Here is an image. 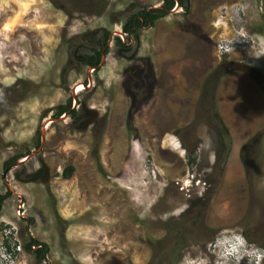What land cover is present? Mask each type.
<instances>
[{"label": "rangeland", "instance_id": "obj_1", "mask_svg": "<svg viewBox=\"0 0 264 264\" xmlns=\"http://www.w3.org/2000/svg\"><path fill=\"white\" fill-rule=\"evenodd\" d=\"M213 3L191 0L139 29L128 59L114 43L121 24L162 0H0V241L20 246L13 264H217L221 231L264 247V42L250 59L215 53ZM251 13L246 28L263 26L259 3ZM95 29L111 41L92 71L72 50ZM147 79L176 88L155 122ZM73 98L98 113L84 128L55 116H78ZM182 100L193 108L176 115ZM40 160L47 182L28 177ZM188 171L207 181L190 197L173 182ZM29 237L46 245L44 260L24 249Z\"/></svg>", "mask_w": 264, "mask_h": 264}, {"label": "built area", "instance_id": "obj_2", "mask_svg": "<svg viewBox=\"0 0 264 264\" xmlns=\"http://www.w3.org/2000/svg\"><path fill=\"white\" fill-rule=\"evenodd\" d=\"M245 22L246 14L241 4H233L220 10L214 20V28L219 31L215 37V53L218 55L236 54V56L240 54L239 56L242 57H245L243 55L246 53L248 59L250 55L255 54L257 41L248 32ZM240 61L245 63L242 59ZM173 182L176 188L187 197L194 192L204 190L207 185V181L199 173L192 171L175 178ZM5 235L6 237L0 241V264H13L20 251V246L14 240L9 241L10 237ZM6 239L9 247L5 245Z\"/></svg>", "mask_w": 264, "mask_h": 264}, {"label": "flooded vegetation", "instance_id": "obj_3", "mask_svg": "<svg viewBox=\"0 0 264 264\" xmlns=\"http://www.w3.org/2000/svg\"><path fill=\"white\" fill-rule=\"evenodd\" d=\"M190 1L191 0H185L187 5L190 4ZM163 2H164V0H162V3ZM237 3L241 4L243 6V8H244V11H245V14H246V22H245V26H246V24L251 22V20H250V15L252 14L251 11L253 10L254 6L258 5V3L260 4V0H215V3L209 4V6L210 5L213 6V5L217 4V7H221V9H222L224 7L226 8L228 6H231V5L237 4ZM178 7H182V6H180L176 2L173 5V7L171 8V11L176 9V8H178ZM188 9L189 8H187V11H188ZM260 11H261V7H260ZM251 16L254 17L255 14L251 15ZM261 16H262V19L264 21L262 12H261ZM215 18L212 19V27L213 28H214V20H215ZM252 23H253L252 26H250V27H252V30L249 27L250 30L247 29L248 32L250 34H252L255 39H260L261 42L262 41L264 42V24H263V26H260L259 24H256L255 22H252ZM102 31L103 32H101V30H97V29L90 30L89 32H85L81 36V39H82L81 43H78L72 50L73 51L72 52L73 57L78 60L76 62L77 64H82V65L86 66L88 69H91L92 71L96 70L97 68H99V66H101L103 64L101 62V58H103V56L106 54V53H103V50H105L106 52L108 51L107 50L108 49L107 46L109 45V42L111 41V38H110V35H109V33L107 31H105L104 29ZM135 35H125V39H124V37L120 36V38L122 40V45L117 44L115 42V39H114L115 45H117L118 48H119L118 49L119 56H122L123 58L131 59V58H129V56L131 55V52L133 51L132 50L133 48L131 49V47H129L127 44H125V40L129 39V38H131V37H133ZM86 37H88V38L86 39ZM79 50H84V52L79 53L78 52ZM94 50H100V51H102V54H101L99 60L96 58V60H95L96 64L95 65L89 66L87 64V61H88L89 56L94 53ZM129 70H130V72H132L133 67H130ZM147 80H149V79H147ZM152 87H153V85L151 84V80H149V84L145 85V88H146L145 92L147 93L149 91V89L152 88ZM74 92H76L75 89H74ZM148 97H149V95L145 94V96L142 97V100H145V98H148ZM73 99H74L75 106H77V107L79 106V110L81 111V113L78 116H76L75 110L68 107V109H65V111H63L62 114H64L65 116L67 114H70L71 119H73V122H77V121H80V119H82L80 122H78V126L80 128L81 127L84 128L85 126H87L88 123H90L91 121H93V120H95L97 118L98 113L96 112V110L87 107L85 103H81V102L79 103V102L75 101V98H73ZM69 103H70V100H69ZM60 108H62V107H60ZM69 111H70V113H68ZM41 161L42 160H40L41 168L39 170H37L36 173H37V175L40 178H43L46 175H48V171L43 168V166H42L43 162H41ZM205 238L207 240H212V237L210 236V234H208Z\"/></svg>", "mask_w": 264, "mask_h": 264}, {"label": "trees", "instance_id": "obj_4", "mask_svg": "<svg viewBox=\"0 0 264 264\" xmlns=\"http://www.w3.org/2000/svg\"><path fill=\"white\" fill-rule=\"evenodd\" d=\"M178 3L182 6L185 10H187V4L185 0H164V2L158 7H141L138 11L131 13L126 20L121 24V32L125 35H135L137 34L138 30L141 28H148L152 27L155 24V21L159 18L165 17L167 14L171 12V8L175 3ZM115 42L119 45H122V40L120 36L115 37ZM103 53H106L103 50ZM102 51L94 50V53L91 54L88 58L87 64L89 66H93L96 64V58L99 60ZM66 108H60L55 113V116H59L65 111ZM22 154L16 155L7 161L4 162V167H7L11 163L15 162L18 158L22 157ZM189 164H193L195 162L194 157H189L188 159ZM72 171V167H68L64 170V176H68ZM6 195V194H5ZM5 195L0 194V205L5 197ZM10 237V236H9ZM5 245L9 247L7 243V239L5 240ZM24 249L26 251H33L35 258L37 261H42L46 257V245L39 242L33 237H29V240L24 244Z\"/></svg>", "mask_w": 264, "mask_h": 264}, {"label": "clouds", "instance_id": "obj_5", "mask_svg": "<svg viewBox=\"0 0 264 264\" xmlns=\"http://www.w3.org/2000/svg\"><path fill=\"white\" fill-rule=\"evenodd\" d=\"M212 246L216 250L217 264H240L245 257H247V264H261L264 260V247L251 246L243 234L237 231H221L217 234ZM182 264H207V261L206 259L192 260L186 256Z\"/></svg>", "mask_w": 264, "mask_h": 264}, {"label": "crops", "instance_id": "obj_6", "mask_svg": "<svg viewBox=\"0 0 264 264\" xmlns=\"http://www.w3.org/2000/svg\"><path fill=\"white\" fill-rule=\"evenodd\" d=\"M214 37H216V35ZM171 86H172L171 83L163 82V83H161L159 85L156 84L155 86H153L151 88L152 93L149 95L148 99L149 100L150 99H153L155 102H152V104H154V103L155 104L151 108H150V105H147L146 106V109L147 110L148 109H151L150 111L148 110V112H147L148 114L147 115L151 116L153 122L156 121V118H153L154 116L155 117H161L162 111L160 109V106H161L162 101L164 102L167 98H169V96L171 95L170 93L171 92L173 93L174 89L176 90V88H174V89H172L170 91ZM187 86L189 87L190 85H187ZM172 87H174V85ZM177 90H178V88H177ZM188 90L190 91L192 89L189 88ZM191 92H189V93H191ZM172 97H175L174 99H178V95H176V94H173ZM174 102L177 103V101H174ZM192 103L193 102H191V101H188V103H185L182 100L179 104H177V105L174 104L175 105L174 107H177V109H178L175 114L176 115H179V114L181 115V113H183V111L187 107L193 108ZM253 108H256V107H253ZM166 114H168V112ZM256 114H258V116H263V114L262 115H259V113H256V111H253L251 115H254V117L258 119V116L256 117ZM187 115L190 116V118L193 116V114L191 112L189 114H187ZM185 120H187V119H185ZM244 120H246V119L245 118H242V122H244ZM246 121H248V120H246ZM248 124H250V122ZM245 127H246V125H245ZM170 138H174V137H172V135H170ZM174 149H177V148L175 147ZM176 151L179 153L178 150H176ZM165 170H166V168H165Z\"/></svg>", "mask_w": 264, "mask_h": 264}, {"label": "water", "instance_id": "obj_7", "mask_svg": "<svg viewBox=\"0 0 264 264\" xmlns=\"http://www.w3.org/2000/svg\"><path fill=\"white\" fill-rule=\"evenodd\" d=\"M260 7H261V12H262V15H263V18H264V0H260ZM137 49H138V47H137ZM137 49H135V50L133 51V53L129 56V58H132V57L134 56V54L136 53ZM241 66H242V67H246L243 63H241ZM42 166H43V168H44L45 170L48 171V169H47V167L45 166L44 163H42ZM28 177H29L31 180H34V179H36V178H39V176L37 175L36 172L29 174ZM47 177H48V175H46L45 177L41 178V180H44L45 182H47Z\"/></svg>", "mask_w": 264, "mask_h": 264}, {"label": "bare ground", "instance_id": "obj_8", "mask_svg": "<svg viewBox=\"0 0 264 264\" xmlns=\"http://www.w3.org/2000/svg\"><path fill=\"white\" fill-rule=\"evenodd\" d=\"M82 88L81 85H79L77 88H76V91L80 90Z\"/></svg>", "mask_w": 264, "mask_h": 264}]
</instances>
